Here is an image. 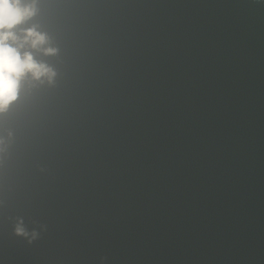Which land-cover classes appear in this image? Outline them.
Wrapping results in <instances>:
<instances>
[{
	"label": "water",
	"instance_id": "obj_1",
	"mask_svg": "<svg viewBox=\"0 0 264 264\" xmlns=\"http://www.w3.org/2000/svg\"><path fill=\"white\" fill-rule=\"evenodd\" d=\"M37 9L56 75L0 113V264H264V0Z\"/></svg>",
	"mask_w": 264,
	"mask_h": 264
},
{
	"label": "clouds",
	"instance_id": "obj_2",
	"mask_svg": "<svg viewBox=\"0 0 264 264\" xmlns=\"http://www.w3.org/2000/svg\"><path fill=\"white\" fill-rule=\"evenodd\" d=\"M37 0H0V113L18 99L22 83L31 78L52 82L55 70L35 58L33 50L54 54L57 49L51 46L47 33L32 24L20 27L36 15ZM4 142L0 136V145ZM2 150V149H0ZM17 232L24 229L17 227Z\"/></svg>",
	"mask_w": 264,
	"mask_h": 264
}]
</instances>
